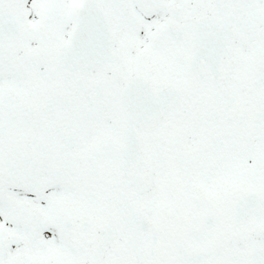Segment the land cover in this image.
I'll list each match as a JSON object with an SVG mask.
<instances>
[{
  "label": "snow or ice",
  "instance_id": "6c2138e0",
  "mask_svg": "<svg viewBox=\"0 0 264 264\" xmlns=\"http://www.w3.org/2000/svg\"><path fill=\"white\" fill-rule=\"evenodd\" d=\"M0 264H264V0H0Z\"/></svg>",
  "mask_w": 264,
  "mask_h": 264
}]
</instances>
